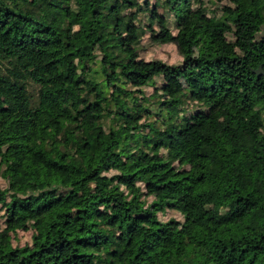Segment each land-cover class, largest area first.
<instances>
[{
	"label": "trees",
	"instance_id": "trees-1",
	"mask_svg": "<svg viewBox=\"0 0 264 264\" xmlns=\"http://www.w3.org/2000/svg\"><path fill=\"white\" fill-rule=\"evenodd\" d=\"M259 65L264 0H0V264H264Z\"/></svg>",
	"mask_w": 264,
	"mask_h": 264
},
{
	"label": "rangeland",
	"instance_id": "rangeland-1",
	"mask_svg": "<svg viewBox=\"0 0 264 264\" xmlns=\"http://www.w3.org/2000/svg\"><path fill=\"white\" fill-rule=\"evenodd\" d=\"M218 6H216L217 8ZM155 29V27H153ZM147 34L143 37L140 46V55L145 59H160L170 64H176L181 62V57L177 53L176 48L171 43H163L161 42V33L150 31L147 28ZM230 38V36H228ZM203 38L200 36L199 41L197 43V47L195 49V55L199 54V49L202 47ZM146 91L151 92L152 88H146ZM5 181L0 178V188L3 189L5 187ZM165 217H175L177 219H181V215L176 211H167L166 216L160 215V218L163 219ZM3 219L2 211H0V226L1 221ZM31 241V232L29 230H18L16 234L13 236L14 244H24L26 242Z\"/></svg>",
	"mask_w": 264,
	"mask_h": 264
},
{
	"label": "water",
	"instance_id": "water-1",
	"mask_svg": "<svg viewBox=\"0 0 264 264\" xmlns=\"http://www.w3.org/2000/svg\"><path fill=\"white\" fill-rule=\"evenodd\" d=\"M255 73L257 74V76L264 77V70L262 69L261 65L258 66V68L255 70Z\"/></svg>",
	"mask_w": 264,
	"mask_h": 264
}]
</instances>
